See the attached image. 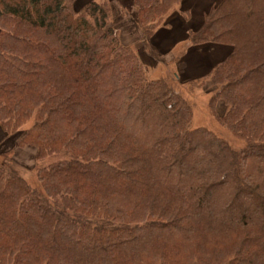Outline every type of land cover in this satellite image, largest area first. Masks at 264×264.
<instances>
[{
  "label": "trees",
  "instance_id": "1",
  "mask_svg": "<svg viewBox=\"0 0 264 264\" xmlns=\"http://www.w3.org/2000/svg\"><path fill=\"white\" fill-rule=\"evenodd\" d=\"M77 1L0 0V130L31 123L15 146L36 161L35 186L0 161V264H264V0H222L188 37L230 49L190 82L239 150L146 76L139 51L182 0L130 19Z\"/></svg>",
  "mask_w": 264,
  "mask_h": 264
},
{
  "label": "rangeland",
  "instance_id": "2",
  "mask_svg": "<svg viewBox=\"0 0 264 264\" xmlns=\"http://www.w3.org/2000/svg\"><path fill=\"white\" fill-rule=\"evenodd\" d=\"M89 1L90 0H78L74 6L75 10L81 9ZM112 6L113 13L119 14L118 18L121 17L120 15L129 19L134 18L135 16L133 0H115ZM177 9L178 7L175 8V11H177ZM112 20L115 22L114 17H112ZM129 32L130 31L121 33V41L124 45H133L134 38L129 34ZM184 49L185 45L182 43L179 45L177 50L171 52L161 51L162 55L160 56L151 50H146L145 52L139 51V57L145 65L147 78L163 79L167 81L192 106L193 117L191 128H207L219 137L223 138L234 150L243 148L244 143L233 137L228 130L220 126V124L216 122L215 118L211 116L208 109V103L211 97L209 85H206L205 89H199L200 87L198 84L202 83V80H200L199 83L191 84L192 82L190 81L179 79L178 66L176 62L178 58L177 54L179 51L181 52ZM223 112V108L218 106L219 115H222ZM30 125L31 123L21 129L19 133L9 137L0 130V161H4L6 159L7 161L14 162L17 169L21 172L22 177H24L31 186H35V150L34 148L29 147L27 149H19L18 151L17 146H15L17 139Z\"/></svg>",
  "mask_w": 264,
  "mask_h": 264
},
{
  "label": "crops",
  "instance_id": "3",
  "mask_svg": "<svg viewBox=\"0 0 264 264\" xmlns=\"http://www.w3.org/2000/svg\"><path fill=\"white\" fill-rule=\"evenodd\" d=\"M222 0H182L177 11L171 12L156 30L149 44L159 55L177 50L184 43L185 49L178 52L179 79L191 81L206 75L217 63L230 53L227 47L203 45L193 46L188 37L199 29L204 15Z\"/></svg>",
  "mask_w": 264,
  "mask_h": 264
}]
</instances>
